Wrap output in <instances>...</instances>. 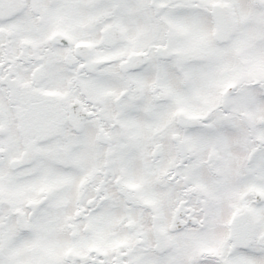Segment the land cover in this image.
Instances as JSON below:
<instances>
[{
	"label": "snow or ice",
	"instance_id": "1",
	"mask_svg": "<svg viewBox=\"0 0 264 264\" xmlns=\"http://www.w3.org/2000/svg\"><path fill=\"white\" fill-rule=\"evenodd\" d=\"M0 264H264V0H0Z\"/></svg>",
	"mask_w": 264,
	"mask_h": 264
}]
</instances>
